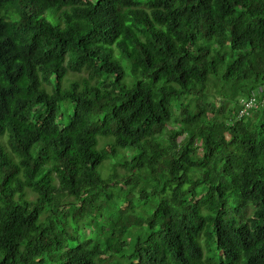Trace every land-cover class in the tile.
I'll use <instances>...</instances> for the list:
<instances>
[{
  "label": "trees",
  "instance_id": "trees-1",
  "mask_svg": "<svg viewBox=\"0 0 264 264\" xmlns=\"http://www.w3.org/2000/svg\"><path fill=\"white\" fill-rule=\"evenodd\" d=\"M0 264H264V0H0Z\"/></svg>",
  "mask_w": 264,
  "mask_h": 264
},
{
  "label": "built area",
  "instance_id": "built-area-1",
  "mask_svg": "<svg viewBox=\"0 0 264 264\" xmlns=\"http://www.w3.org/2000/svg\"><path fill=\"white\" fill-rule=\"evenodd\" d=\"M252 105H253V103L252 102H249V103L246 104V107L248 108V107H250ZM245 111H246V109H245Z\"/></svg>",
  "mask_w": 264,
  "mask_h": 264
},
{
  "label": "clouds",
  "instance_id": "clouds-1",
  "mask_svg": "<svg viewBox=\"0 0 264 264\" xmlns=\"http://www.w3.org/2000/svg\"><path fill=\"white\" fill-rule=\"evenodd\" d=\"M249 102H252L253 103V99H251ZM248 102V103H249ZM256 105V104H255ZM256 107H259V105H256ZM245 110V109H244ZM244 110H242V111H244Z\"/></svg>",
  "mask_w": 264,
  "mask_h": 264
}]
</instances>
